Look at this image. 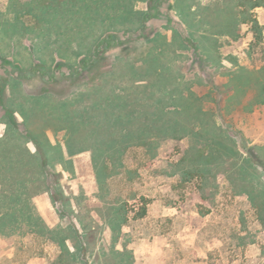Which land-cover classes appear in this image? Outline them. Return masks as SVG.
<instances>
[{
  "label": "rangeland",
  "instance_id": "374dc122",
  "mask_svg": "<svg viewBox=\"0 0 264 264\" xmlns=\"http://www.w3.org/2000/svg\"><path fill=\"white\" fill-rule=\"evenodd\" d=\"M72 1L0 0L8 104L48 160L0 113V264H264V34L226 33L239 0Z\"/></svg>",
  "mask_w": 264,
  "mask_h": 264
},
{
  "label": "trees",
  "instance_id": "16d2710c",
  "mask_svg": "<svg viewBox=\"0 0 264 264\" xmlns=\"http://www.w3.org/2000/svg\"><path fill=\"white\" fill-rule=\"evenodd\" d=\"M70 1L73 4L74 1H72V0H70ZM30 2L31 3H29V4L33 5L34 9H36V10H40V11L52 10L55 13L60 14V12H61L64 4L67 2V0H30ZM261 7H264V0H239L237 3V8L238 9L240 8V10H241L238 12L239 15L241 16V21L236 20L237 19L236 15L238 13H233L232 16H230L231 20L226 25V28H225L226 33L231 35V36H235V34H237L239 32V31H236L237 27L240 26L239 24H241V23H252V28H253L254 33H255L256 42L258 44L261 43L263 40L264 26H262L259 23V21L254 17V15L252 13L253 10H255L257 8H261ZM30 12L32 13L33 10H30ZM120 41H121V39L118 36H116V35L112 36L111 35V36L106 37L100 43V45L98 47L99 48H109L112 43L118 44V43H121ZM94 60H96V59H94ZM91 64L92 63H89V62L85 63V65L83 66V69H84L83 71L88 70L91 67ZM72 74H73V72H72ZM32 75H33V73L27 74V75L22 74V75H20L19 78H24L26 76L30 77ZM7 88H8V80L5 77H2L0 75V113L3 116V118L6 120L8 126H9V129L11 130V133L15 134L18 132L21 137H23L27 140L33 141L40 149H43L42 150L43 153H41L42 160H43L42 166H43V169L47 170L48 169V160L46 157V152H44V149H46L44 147L46 145L43 143V140H41V137H39L38 135H36L32 131H30L29 124H30V118L31 117L29 115H27L26 113H24V115H25L24 125L26 126L27 131H26V133L20 132L21 123L18 121V119L15 115L14 109H12L10 107V105L8 104ZM47 93H50V92L45 91L42 94H40L39 97H42V96L46 95ZM63 103H65V101H63ZM67 104H68V102L65 105H67ZM64 122L66 123V126L68 127V129H71L72 131H77V128L75 127L73 120L67 119ZM96 126L102 128L101 122L96 123ZM109 128L110 129H113V128L116 129L119 127H118V125H115V127L109 126ZM148 128H150V127H148ZM125 133H126V136H124L123 141L130 142V145L137 144V142H138L137 140L142 141L143 138L144 139L146 138V137H143V135H142V137H139V139H137V138L134 139L135 138L134 133L130 134L127 131H125ZM112 135H113V133H112ZM9 136H13V135H9ZM106 146H109V145H106ZM123 152H124V148L121 147L119 149V153L122 154ZM2 158L3 157H0V160H2ZM203 158H204V156L200 154L198 156H195V158L191 160V163L194 162V164H193L194 166H193V169L186 172V174L188 176H192L194 174H205L206 171H210L213 167L212 163L214 161L219 160L220 155H216V153H209V156L207 157L208 162H204ZM20 162H23V161H20ZM9 164H10V166L8 165L9 168H7V171L9 170V173H12L15 171V169L13 167L14 163L10 161ZM204 164H207L206 167H202V165H204ZM105 176H107V175H105ZM6 178H8L7 175H4L2 177V180H3V181L1 180L2 184H4V181H6ZM13 197L14 196L12 195V191L4 194V198L8 199V202L10 203L9 204L10 207L8 209H6V212L0 218V231L2 233H4V230L2 227L3 221H6V219L13 216L14 214H11V213H15V211L17 210V209L15 210V208H14L15 203H14ZM23 210H25V209H23ZM144 214H146V211H144Z\"/></svg>",
  "mask_w": 264,
  "mask_h": 264
}]
</instances>
